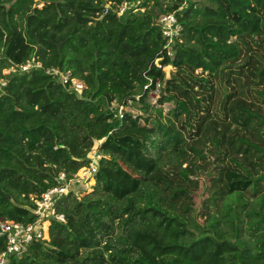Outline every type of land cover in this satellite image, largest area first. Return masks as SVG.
<instances>
[{
  "label": "trees",
  "instance_id": "obj_1",
  "mask_svg": "<svg viewBox=\"0 0 264 264\" xmlns=\"http://www.w3.org/2000/svg\"><path fill=\"white\" fill-rule=\"evenodd\" d=\"M108 1L0 0V217L34 221L30 195L102 152L91 187L55 203L65 220L11 264H264V0H140L122 17ZM169 12L183 25L172 58L155 22ZM33 57L87 87L20 71ZM148 77L165 82L157 105ZM137 95L143 114L114 122L108 106Z\"/></svg>",
  "mask_w": 264,
  "mask_h": 264
},
{
  "label": "built area",
  "instance_id": "obj_2",
  "mask_svg": "<svg viewBox=\"0 0 264 264\" xmlns=\"http://www.w3.org/2000/svg\"><path fill=\"white\" fill-rule=\"evenodd\" d=\"M139 2L140 0H121L120 2L108 1L105 12L111 8L116 11L119 17H122L129 13L131 7H134V11L137 9L143 10V8L138 7ZM41 5V3L38 4V6ZM155 22L160 27L162 36L165 39L166 53L172 58L174 56L173 48L175 41H181L183 25L178 21L175 12L159 14L155 19ZM161 59L162 57H159L155 60L156 65L160 66ZM19 67V70L22 72L28 71L32 68L44 70L45 73L52 75L68 90L74 91L78 96H80L83 90L87 87L82 79L73 76L69 70H62L54 66L45 68L43 64L34 57L27 60ZM166 67L172 69L171 65L162 66V69L167 71ZM16 69L17 66L12 65L5 69V73L15 71ZM150 85H154V88L149 92L147 100L151 104L157 105L160 91L165 85V82L160 79L154 80L152 77H148V81L144 85V88H148ZM139 98L140 95H137L136 105L132 100H128L127 102L113 101L108 106V111L112 115V120L114 122H121L126 113H129L132 118H136L138 115L143 114L140 102H138ZM88 157L90 158V161L87 166L80 168L70 176L65 171H60L56 176V180L58 181L56 185L48 188L39 196L30 195V199L33 202L31 210L36 215L34 221L20 222L0 217V237L6 240V248L0 252V264H11L13 257L20 258L28 252L32 242L45 239L48 236V223L52 217L60 221L65 220L64 214L56 211L55 203L71 188H74L76 184L86 180H88V183L92 182V178L98 168V163L102 158L99 143H96L90 149Z\"/></svg>",
  "mask_w": 264,
  "mask_h": 264
},
{
  "label": "rangeland",
  "instance_id": "obj_3",
  "mask_svg": "<svg viewBox=\"0 0 264 264\" xmlns=\"http://www.w3.org/2000/svg\"><path fill=\"white\" fill-rule=\"evenodd\" d=\"M0 52H1V49H0ZM166 70L167 71H165V70L164 71L166 72L167 77L170 76L175 71L174 68L169 69V67H166ZM4 72H5V70H4ZM248 84H252L251 87H249ZM218 89L219 90H218L217 97H216V101H215L216 102V112H215V115H216V118L217 119H223L224 118V114H223V112L220 109V102L224 99V92H226L224 90L227 89V85L226 84H223L222 86L219 85ZM240 89L243 90V91H245V94L248 95L247 96L248 99L250 98V100H253V101L258 100L259 102L262 101L261 98H258L257 97L256 90H255L256 89V86L253 83H250V82L249 83H246L244 85V87H240ZM165 105H166V107H165L164 110H167L168 108H170V106L172 105V103L167 102ZM164 113H165V111H164ZM242 133H244V132H242ZM246 136H248V134H246ZM207 144L208 145H211L210 143H207ZM240 158H241V156H240ZM250 158H253L254 159L255 158V155L254 154L251 155ZM250 158H248V160L244 161V164L245 165L248 166V163H249V159ZM208 160L213 161L214 159H213V157L209 156L208 157ZM184 166H185V164H184ZM212 166L213 165H211L209 167L212 170V172L214 173V183H217L218 182V176H219L220 169L219 168L218 169L217 168H213L212 169ZM260 170H262V169L261 168H257L256 169L257 172H259ZM251 171H253V169H251ZM197 182H198V186H197V191L195 192L194 198L198 201L197 205L200 206V204L202 203V198L206 196L205 187H207L210 184L211 181H209L206 178L205 174H199L198 175ZM80 183L81 184L78 185V187L80 189L79 191H82L84 189H88V188L91 187V183L90 182L89 183H86V182L83 181V182H80Z\"/></svg>",
  "mask_w": 264,
  "mask_h": 264
}]
</instances>
